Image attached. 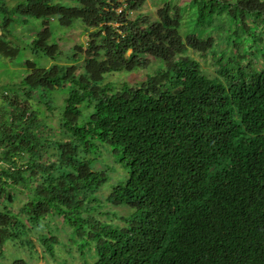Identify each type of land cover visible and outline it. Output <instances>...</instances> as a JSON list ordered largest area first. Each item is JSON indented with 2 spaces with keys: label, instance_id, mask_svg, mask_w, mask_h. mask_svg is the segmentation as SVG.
Wrapping results in <instances>:
<instances>
[{
  "label": "trees",
  "instance_id": "trees-1",
  "mask_svg": "<svg viewBox=\"0 0 264 264\" xmlns=\"http://www.w3.org/2000/svg\"><path fill=\"white\" fill-rule=\"evenodd\" d=\"M71 1L77 6L27 0L3 9V29L14 13L57 16L62 27L79 21L87 43L73 48L79 74L75 63L29 62L15 95H1L0 257L9 240L32 250L28 233L58 218L80 240L81 264H264V0H192L193 32L183 31L179 6L161 7L151 20L136 13L145 0ZM45 24L31 45L53 61ZM190 52L211 54L215 75ZM16 54L0 38V55ZM147 58L161 67L140 84L105 81L145 68ZM66 83L59 138H43L27 103L36 98L52 110L39 91ZM81 104L92 108L83 124ZM98 144L127 171L106 198L128 209L120 225L82 218L93 210L88 192L109 178V167L92 168ZM46 234L38 241L52 256L57 237Z\"/></svg>",
  "mask_w": 264,
  "mask_h": 264
},
{
  "label": "rangeland",
  "instance_id": "rangeland-1",
  "mask_svg": "<svg viewBox=\"0 0 264 264\" xmlns=\"http://www.w3.org/2000/svg\"><path fill=\"white\" fill-rule=\"evenodd\" d=\"M48 1L52 4H59L63 7L77 6V4L71 0ZM26 2L27 0H2L0 3L2 7V10H0V38L4 41H8L12 48L17 49L16 56L11 60L0 55V100L2 94V96H8L10 98L15 95L14 90H17L20 87L22 80L28 74L27 63L31 62L37 69H46L53 64H68V66H70L72 63H75L76 59L73 52L74 46L80 45L82 48H86L87 33L85 32L84 26H82L77 20L72 21L69 27H62L59 25V18L57 16L47 19L33 18L29 16L22 18L14 13L9 17L10 22L7 27L4 29L1 28V21L7 14L3 12V9L8 12L17 5L26 4ZM166 6L169 8L179 6L182 9L181 24L183 31H195L193 27L195 9L192 0H145L136 13L147 15L151 20H155L156 11L159 8ZM119 9L120 8H118L117 11H120ZM136 13H134V15ZM44 22H47L45 27L50 34L46 44L56 46L58 52L53 61H51L41 50L34 52V47L31 45L36 34L44 29ZM203 33L204 32H201L202 35ZM212 35L216 37L217 33L215 32ZM221 48H223V44H220L219 49ZM190 54L200 63L205 75H215L216 67L213 63L215 58H213L211 54L207 53L203 58L192 52H190ZM147 60L149 61V65L145 68H136L130 72L120 71L110 76H105V81L112 82L113 88L116 89H118L123 83H128L130 85L140 84L144 81L147 74H150L158 66L161 67L157 60L152 58H147ZM80 63L81 61L75 63L76 75L80 73ZM68 90L69 84L66 83L52 91H39L40 94H45L43 97L44 100L42 101H48L51 99V104L54 106L52 110L46 109L42 104H37L39 101L36 98H34L32 102L29 101L27 103V106L29 103H32L33 108L38 112L39 118L41 119L40 122L43 123L42 127L45 126V128L39 130V134L43 135V138H59L63 100L66 97ZM20 101L22 102L23 100ZM79 109L81 115L78 118V123L83 124L92 114V108L87 107L86 104H81ZM104 146L105 145L100 146L97 155L93 156L97 162L92 168L94 169L96 166H99L100 169L103 168L106 171L108 168L105 167H109V178L108 181L100 185L96 190L88 192V195L90 196L89 199L94 201L92 204L93 210L90 213H82V218L91 216L95 220L114 226L115 224H121V220L118 218L128 214V209L123 205L114 206L108 203L106 198L116 184L125 180L127 171L116 162V156L105 150L107 146ZM108 149L111 150V148ZM44 155L45 158L50 161L55 157L52 149L46 150ZM23 200V196L16 198V201H14L10 207L14 209V211H17ZM47 226V229L42 227L28 233V239L33 248L32 250L28 247V249L26 247H24V249L19 248L15 245L17 241H7L4 245L2 256L0 257V263L11 264V262L17 259H23L29 263L30 259H32L31 264H63V262H65V264H81V256L78 253V251L80 252V240H73V238H71L72 232L70 227L63 225L58 218L54 219L53 222H49ZM46 232L55 236V238L57 237V244H53L54 255L52 256H49L44 252L45 248L38 241L39 237L43 235L47 236Z\"/></svg>",
  "mask_w": 264,
  "mask_h": 264
}]
</instances>
